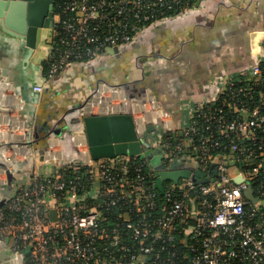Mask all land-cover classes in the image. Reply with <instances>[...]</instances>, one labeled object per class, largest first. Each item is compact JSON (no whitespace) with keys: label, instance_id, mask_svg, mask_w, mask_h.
Here are the masks:
<instances>
[{"label":"built area","instance_id":"2783aa9c","mask_svg":"<svg viewBox=\"0 0 264 264\" xmlns=\"http://www.w3.org/2000/svg\"><path fill=\"white\" fill-rule=\"evenodd\" d=\"M188 2L55 0L45 82L136 42L152 25L185 14ZM33 91L39 94L42 86ZM116 92L127 106L124 112L135 119L138 141L156 150L166 170L186 169L189 177L163 183L159 193L156 172L143 156L88 160L43 174L29 171L26 184L15 181L0 206V252L10 253L3 262L264 264V53L244 73L223 78L209 99L185 102L177 125L164 119L153 99L141 103L102 83L83 112L107 99L120 103L110 98ZM141 110L146 117L137 116ZM15 146L9 155L1 148L0 159L20 160L21 147ZM61 168L72 169L79 180L66 179ZM0 171L5 173L3 167ZM5 184L6 174L0 177V200ZM185 241L187 251L181 253L177 244Z\"/></svg>","mask_w":264,"mask_h":264},{"label":"crops","instance_id":"0c3cea01","mask_svg":"<svg viewBox=\"0 0 264 264\" xmlns=\"http://www.w3.org/2000/svg\"><path fill=\"white\" fill-rule=\"evenodd\" d=\"M263 37L264 0H194L182 16L152 25L140 40L114 55L67 68L62 78L50 83L53 91L37 94L32 85L48 83L42 65L46 50H40L41 43L29 49L24 37L0 27V128H10V132H0V140L6 134L15 145L28 132L31 138L29 152L18 145V153H23L20 160L4 158L0 162L10 169L15 181L25 185L29 171L49 173L91 160L78 120L89 107V90L98 80L126 83L127 97L141 103L153 99L167 116L164 119L177 125L185 102L209 99L223 78L242 74L258 61L264 53ZM80 105L81 112L66 116L65 112ZM114 106V99L96 102L89 114L95 115L98 107L101 111L97 114L116 113ZM16 114L22 116L10 127L4 117ZM19 122L22 125L17 129ZM142 123L139 118L138 129ZM50 129L53 133L49 134ZM7 149V155L14 151ZM4 174L0 171V177ZM6 256L10 253L0 252L1 262Z\"/></svg>","mask_w":264,"mask_h":264},{"label":"water","instance_id":"95a60500","mask_svg":"<svg viewBox=\"0 0 264 264\" xmlns=\"http://www.w3.org/2000/svg\"><path fill=\"white\" fill-rule=\"evenodd\" d=\"M53 4H55V0H0V27L3 31H9L17 36L24 37L26 46L29 49H34L40 42L41 32L44 28H47L48 20L46 18L47 16L51 17ZM25 25L27 27H25ZM108 52L110 55L118 53L116 50H109ZM1 71L2 74L6 76V72L3 69H1ZM99 83L104 84L106 87H120L122 88L124 94H126V92L128 93L129 88L126 83L112 84L108 81L98 80L94 86L90 87L89 96L94 92ZM37 86L40 85H32V89ZM41 86L42 91L39 94L53 91L50 83H45ZM17 94L21 96V101L23 102L24 98H22V95L18 92ZM82 105L65 112L66 116L68 113L81 112L80 109L82 108ZM83 114L82 118H79L78 123L83 127L87 150L91 160L97 161L101 159H114L119 156H143L148 159L149 165L156 172L155 187L160 193H162L163 183L171 182L173 184H177L179 179L189 177L190 171L186 169L166 170L162 164L161 156L156 152V150H151L147 147V145H143L138 141L135 133V119L131 113H107L106 111H102L101 113L95 115L89 113ZM20 115L21 114H17V118L18 116H22ZM13 118H15V116L6 115L4 117L8 125H14V120L19 121V118ZM20 123L21 122H19V126L18 124L16 125L17 129L20 128ZM35 127L36 126H34V129L32 130L33 132L36 130ZM146 130L147 132L152 131L153 126H146ZM48 133L50 134L53 132L50 129ZM8 137L10 136L3 137L2 144H0V150L1 148L8 146L16 150V148H14V142L8 140ZM36 138L38 139V136ZM22 139L24 140L19 142V144H22V147L27 148L26 150L29 152L31 144L30 132L24 134ZM0 167L5 169L6 174V184L4 185L3 192L4 196L0 200L1 206L5 203L8 195L13 189L15 178L13 173L6 168L2 162H0ZM196 176L198 178L203 177V175L198 172L196 173ZM244 195L250 198V192L248 190L245 191ZM27 252L28 251H25L24 254L26 255ZM0 264H4L1 262V259Z\"/></svg>","mask_w":264,"mask_h":264},{"label":"flooded vegetation","instance_id":"af4514ba","mask_svg":"<svg viewBox=\"0 0 264 264\" xmlns=\"http://www.w3.org/2000/svg\"><path fill=\"white\" fill-rule=\"evenodd\" d=\"M54 6L55 4H53V9L51 11V17H48L47 16V28H44V30L41 32V36H40V42L37 44L39 45L40 43V50L41 48L46 50L45 53H44V57H43V67H45V70H46V63H47V58L49 56V51H50V47H51V44H52V41H53V25H54ZM25 27H27L25 25ZM36 45V46H37ZM35 46V47H36Z\"/></svg>","mask_w":264,"mask_h":264},{"label":"trees","instance_id":"16d2710c","mask_svg":"<svg viewBox=\"0 0 264 264\" xmlns=\"http://www.w3.org/2000/svg\"><path fill=\"white\" fill-rule=\"evenodd\" d=\"M193 1L194 0H189V2H188V6H192V4H193ZM81 169H80V173L81 172H85V168L84 167H80ZM146 169H149V166H147L146 165ZM61 170H62V172H63V174H64V176H65V178L66 179H73V180H79V179H76V175H74V173L72 172V169H67V168H61ZM214 174V171L213 170H210L209 169V175L210 176H212ZM129 175H131V174H129ZM87 179V176H85L84 178H82L81 179V181H83V180H86ZM198 179V178H197ZM200 179H198V181H199ZM84 182V181H83ZM91 182L90 181H86V183H85V187L86 188H88L91 184H90ZM160 193V192H159ZM160 195V194H159ZM89 201V200H88ZM94 205H97V206H100V204H101V202H98V201H93L92 202ZM186 242L187 241H185V243H179V244H177V246H178V248L179 249H177L179 252H181V253H184V252H186L187 251V249H186Z\"/></svg>","mask_w":264,"mask_h":264},{"label":"bare ground","instance_id":"6f19581e","mask_svg":"<svg viewBox=\"0 0 264 264\" xmlns=\"http://www.w3.org/2000/svg\"><path fill=\"white\" fill-rule=\"evenodd\" d=\"M110 98H115L117 100H121L120 103L116 104L113 109L116 110L117 112H124L125 108L127 107L123 102H122V97H121V93L120 92H116V93H112ZM149 107L151 109L152 107V102L149 101ZM137 110V109H136ZM89 111V107L86 109V112ZM101 111V110H100ZM141 118V117H139ZM137 118V120L139 119ZM140 129V128H139Z\"/></svg>","mask_w":264,"mask_h":264},{"label":"rangeland","instance_id":"374dc122","mask_svg":"<svg viewBox=\"0 0 264 264\" xmlns=\"http://www.w3.org/2000/svg\"><path fill=\"white\" fill-rule=\"evenodd\" d=\"M116 103H117V101H116V100H114V105H116ZM111 104H112V103H111ZM94 113H96V114H97V113H98V111H97V110H95V111H94ZM136 114H137V116H140V115H143V116H145V117L147 116V113H146V112H144V111H142V110H141V111H138V112H136ZM10 127H12V126H11V124H10ZM9 129H10V128H5V127H3V128H0V132H2V133H3V132H10V131H9ZM11 132H12V131H11ZM18 133L20 134L21 132H20V131H18ZM5 136H6V134H5ZM8 140H10V137H8ZM22 141H23V140H22ZM15 145H20V144L18 143V144H15ZM7 146H8V145H7ZM8 147H9V146H8ZM21 154H22V155H20V158H22V156H23V153H22V152H21ZM5 252H6V251H5ZM6 257H7V256H6ZM8 257H9V256H8Z\"/></svg>","mask_w":264,"mask_h":264}]
</instances>
